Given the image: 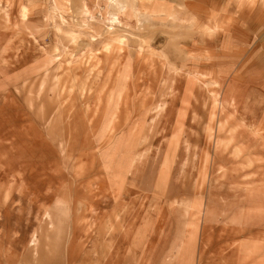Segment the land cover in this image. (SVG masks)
<instances>
[{"label": "rangeland", "instance_id": "rangeland-1", "mask_svg": "<svg viewBox=\"0 0 264 264\" xmlns=\"http://www.w3.org/2000/svg\"><path fill=\"white\" fill-rule=\"evenodd\" d=\"M0 264H264V0H0Z\"/></svg>", "mask_w": 264, "mask_h": 264}, {"label": "bare ground", "instance_id": "bare-ground-1", "mask_svg": "<svg viewBox=\"0 0 264 264\" xmlns=\"http://www.w3.org/2000/svg\"><path fill=\"white\" fill-rule=\"evenodd\" d=\"M23 14H25V11H24V13Z\"/></svg>", "mask_w": 264, "mask_h": 264}]
</instances>
